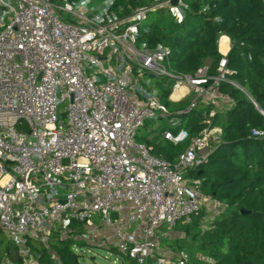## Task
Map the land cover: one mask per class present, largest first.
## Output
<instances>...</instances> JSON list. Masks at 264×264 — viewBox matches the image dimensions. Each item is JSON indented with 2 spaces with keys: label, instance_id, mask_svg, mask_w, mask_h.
<instances>
[{
  "label": "built area",
  "instance_id": "2783aa9c",
  "mask_svg": "<svg viewBox=\"0 0 264 264\" xmlns=\"http://www.w3.org/2000/svg\"><path fill=\"white\" fill-rule=\"evenodd\" d=\"M59 1L0 0V230L22 264H39L34 246L49 248L54 235L112 246L120 264L122 257L136 264H214L203 255V263L182 252L169 256L160 242L162 228L191 223L209 202L221 204L190 174L211 152L209 141L220 140L222 129L211 126L215 110L196 135L183 122L198 101L223 100L221 81L245 92L227 78L226 55L214 75L208 64L173 74L165 66L169 48L141 40L151 12L167 11L180 24L189 0ZM162 76L172 88L167 101L189 97L186 107L169 111L151 81ZM63 101L65 122L57 115ZM159 118L169 124L162 138L188 141L175 161L135 140L146 119ZM251 135L264 131L253 128Z\"/></svg>",
  "mask_w": 264,
  "mask_h": 264
},
{
  "label": "trees",
  "instance_id": "16d2710c",
  "mask_svg": "<svg viewBox=\"0 0 264 264\" xmlns=\"http://www.w3.org/2000/svg\"><path fill=\"white\" fill-rule=\"evenodd\" d=\"M189 1L190 10L180 24L172 22L167 11L151 12L143 23L147 31L141 32V40L150 47L162 43L169 48L165 66L173 74H193L208 60L209 73L214 75L222 58L218 40L226 35L230 38L227 78L245 90L221 81L218 90L232 99L231 107L218 110L198 101L184 118L183 126L193 136L206 126L209 110L214 108L211 121L222 128L220 140L207 158L190 170L201 181L202 193L224 206L204 230L195 234L197 248L214 264H264V135H251L253 128L264 131V116L250 100L264 112V0ZM205 5L208 9L202 10ZM164 15L167 18L161 20ZM156 86L161 99L167 101L171 85L158 82ZM179 103L184 108L189 99ZM136 140L150 146L153 155L169 161H175L188 144H173L160 134L150 138L136 135ZM200 213L192 223H200ZM75 244L86 245L71 236L54 235L49 248L34 246L33 252H39V264H56L52 254L61 264H80L72 250ZM3 245L0 243V248L7 259L22 264L16 249L12 252L10 246ZM110 251L117 254L112 246ZM121 260L136 264L126 257Z\"/></svg>",
  "mask_w": 264,
  "mask_h": 264
},
{
  "label": "rangeland",
  "instance_id": "374dc122",
  "mask_svg": "<svg viewBox=\"0 0 264 264\" xmlns=\"http://www.w3.org/2000/svg\"><path fill=\"white\" fill-rule=\"evenodd\" d=\"M52 3L57 4L61 3L59 0H51ZM62 15L69 19L70 15L67 13L62 12ZM161 16V15H160ZM167 16L161 17V20L166 19ZM172 20V18L170 17ZM173 22V21H172ZM208 60L204 61V64H208ZM166 80L164 76H162L159 79H151L152 83H162L163 85H166ZM224 95V98L227 96V94ZM218 103L217 107L218 110H225L227 109L228 102L232 101L230 97H226L225 99ZM230 98V99H229ZM164 102V100H163ZM169 111H176L180 109V103H171L170 101L164 102ZM67 106V101L60 102L57 108V115L60 121L65 122L66 116H65V109ZM211 109L209 110V112ZM145 126L138 129L137 136L140 135V137H143L145 134L147 137H151V135L154 134H161V131L164 127L169 126L167 119L165 118H159V119H146ZM211 126H215L218 128H221L219 123L215 122L212 123ZM222 129V128H221ZM138 139V138H137ZM136 140V138H135ZM217 139H211L208 143V149L211 151L213 147L217 144ZM137 141V140H136ZM224 206L219 205L216 203H210L206 204L202 207L201 213H200V223L194 224L192 223H185L180 222L175 227L170 229H161V233L164 232L161 236V242H160V249H170L175 254H179L182 252L183 254L187 255L188 258L194 262V263H203V260L200 259L202 253L197 248V245L199 244L198 237L195 238V234H199L202 230H204L209 223L217 217L220 211H223ZM218 211V212H217ZM0 243L4 244L3 246H10L12 252L15 251V245L9 241L3 232L0 230ZM73 252L78 255V262L80 264H120V260L117 258V256L111 252L108 248L104 247H97L92 245H73L72 247ZM39 252H34V255L38 257ZM7 259L8 257L3 253L2 248H0V261ZM128 260L125 261V264H128Z\"/></svg>",
  "mask_w": 264,
  "mask_h": 264
},
{
  "label": "crops",
  "instance_id": "0c3cea01",
  "mask_svg": "<svg viewBox=\"0 0 264 264\" xmlns=\"http://www.w3.org/2000/svg\"><path fill=\"white\" fill-rule=\"evenodd\" d=\"M222 36H224V37H226L227 39H228V47H227V50L225 51V52H221L220 51V49H219V41H220V38L222 37ZM222 36H220L219 37V40H218V51L220 52V54L221 55H226L227 53H228V51H229V49H230V38L228 37V36H226V35H222ZM158 88V87H157ZM159 90V89H158ZM179 91H181V89H179ZM180 93H182V91L180 92ZM161 95V94H160ZM190 99L189 97H185L184 99ZM171 103H179L180 101H175V99H174V101H170ZM161 135V134H160ZM162 137V136H161ZM163 251L165 252V253H167L169 256H173L175 253L174 252H172L170 249H167V248H164L163 249Z\"/></svg>",
  "mask_w": 264,
  "mask_h": 264
},
{
  "label": "bare ground",
  "instance_id": "6f19581e",
  "mask_svg": "<svg viewBox=\"0 0 264 264\" xmlns=\"http://www.w3.org/2000/svg\"><path fill=\"white\" fill-rule=\"evenodd\" d=\"M227 47H228V39L222 36L219 41V49L221 52H225L227 50ZM180 89L182 92L184 91V87H180ZM181 91L174 93L172 95V98H176L180 94Z\"/></svg>",
  "mask_w": 264,
  "mask_h": 264
},
{
  "label": "water",
  "instance_id": "95a60500",
  "mask_svg": "<svg viewBox=\"0 0 264 264\" xmlns=\"http://www.w3.org/2000/svg\"><path fill=\"white\" fill-rule=\"evenodd\" d=\"M171 3L172 4H175L176 3V0H171ZM234 42V41H233ZM258 110L260 111V112H263V110L260 108V107H258ZM264 113V112H263Z\"/></svg>",
  "mask_w": 264,
  "mask_h": 264
}]
</instances>
